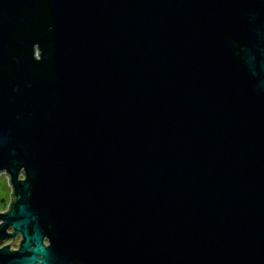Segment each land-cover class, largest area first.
<instances>
[{"label": "water", "instance_id": "95a60500", "mask_svg": "<svg viewBox=\"0 0 264 264\" xmlns=\"http://www.w3.org/2000/svg\"><path fill=\"white\" fill-rule=\"evenodd\" d=\"M0 174V264H264V0H0Z\"/></svg>", "mask_w": 264, "mask_h": 264}, {"label": "rangeland", "instance_id": "374dc122", "mask_svg": "<svg viewBox=\"0 0 264 264\" xmlns=\"http://www.w3.org/2000/svg\"><path fill=\"white\" fill-rule=\"evenodd\" d=\"M11 187L8 183L7 176L5 174H0V212L7 210L10 203ZM20 237L15 239H10L4 241L0 244V247L3 245H9L11 249H16L18 247Z\"/></svg>", "mask_w": 264, "mask_h": 264}, {"label": "flooded vegetation", "instance_id": "af4514ba", "mask_svg": "<svg viewBox=\"0 0 264 264\" xmlns=\"http://www.w3.org/2000/svg\"><path fill=\"white\" fill-rule=\"evenodd\" d=\"M9 232H11V230H9ZM18 237V236H17ZM20 237V236H19ZM43 243L44 245L47 247L49 244H48V241L46 239L43 240ZM17 249V248H16Z\"/></svg>", "mask_w": 264, "mask_h": 264}]
</instances>
